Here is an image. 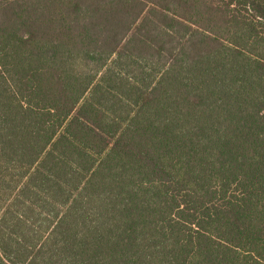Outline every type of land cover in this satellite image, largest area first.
I'll list each match as a JSON object with an SVG mask.
<instances>
[{"label": "trees", "instance_id": "16d2710c", "mask_svg": "<svg viewBox=\"0 0 264 264\" xmlns=\"http://www.w3.org/2000/svg\"><path fill=\"white\" fill-rule=\"evenodd\" d=\"M0 264H264V0H0Z\"/></svg>", "mask_w": 264, "mask_h": 264}]
</instances>
